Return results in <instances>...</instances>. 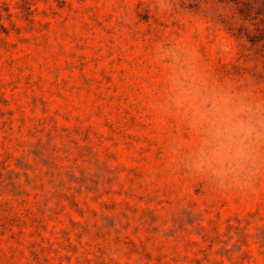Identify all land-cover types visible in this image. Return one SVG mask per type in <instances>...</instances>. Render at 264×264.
Returning <instances> with one entry per match:
<instances>
[{
  "label": "rangeland",
  "instance_id": "1",
  "mask_svg": "<svg viewBox=\"0 0 264 264\" xmlns=\"http://www.w3.org/2000/svg\"><path fill=\"white\" fill-rule=\"evenodd\" d=\"M209 7L0 0V264H264V61ZM201 97L246 166L197 162Z\"/></svg>",
  "mask_w": 264,
  "mask_h": 264
},
{
  "label": "clouds",
  "instance_id": "2",
  "mask_svg": "<svg viewBox=\"0 0 264 264\" xmlns=\"http://www.w3.org/2000/svg\"><path fill=\"white\" fill-rule=\"evenodd\" d=\"M177 97L191 100L186 85L177 83ZM194 122L201 127L202 138L196 160L204 167L228 172L246 166L253 155L258 121L243 110L227 105L223 98L216 101L200 98L193 110Z\"/></svg>",
  "mask_w": 264,
  "mask_h": 264
},
{
  "label": "trees",
  "instance_id": "3",
  "mask_svg": "<svg viewBox=\"0 0 264 264\" xmlns=\"http://www.w3.org/2000/svg\"><path fill=\"white\" fill-rule=\"evenodd\" d=\"M214 25L236 35L258 60L264 61V0H204Z\"/></svg>",
  "mask_w": 264,
  "mask_h": 264
}]
</instances>
